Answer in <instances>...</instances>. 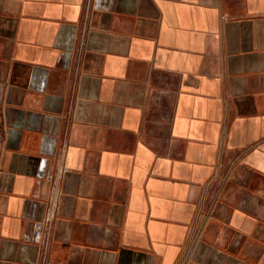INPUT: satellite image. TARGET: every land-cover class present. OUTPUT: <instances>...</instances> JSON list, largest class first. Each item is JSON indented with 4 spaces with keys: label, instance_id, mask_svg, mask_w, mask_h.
<instances>
[{
    "label": "crops",
    "instance_id": "obj_1",
    "mask_svg": "<svg viewBox=\"0 0 264 264\" xmlns=\"http://www.w3.org/2000/svg\"><path fill=\"white\" fill-rule=\"evenodd\" d=\"M0 264H264V0H0Z\"/></svg>",
    "mask_w": 264,
    "mask_h": 264
}]
</instances>
